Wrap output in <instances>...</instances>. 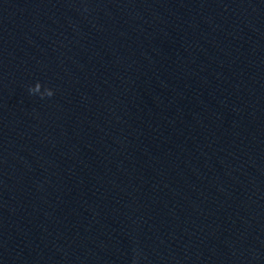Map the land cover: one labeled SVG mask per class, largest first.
<instances>
[{
	"label": "water",
	"instance_id": "obj_1",
	"mask_svg": "<svg viewBox=\"0 0 264 264\" xmlns=\"http://www.w3.org/2000/svg\"><path fill=\"white\" fill-rule=\"evenodd\" d=\"M0 264H264V0H0Z\"/></svg>",
	"mask_w": 264,
	"mask_h": 264
},
{
	"label": "clouds",
	"instance_id": "obj_2",
	"mask_svg": "<svg viewBox=\"0 0 264 264\" xmlns=\"http://www.w3.org/2000/svg\"><path fill=\"white\" fill-rule=\"evenodd\" d=\"M37 87H39V83H37ZM29 93L30 94H36V90L33 87H31V88H29ZM46 95L48 97H52L54 95V93L52 90H47ZM41 98H43V96Z\"/></svg>",
	"mask_w": 264,
	"mask_h": 264
}]
</instances>
